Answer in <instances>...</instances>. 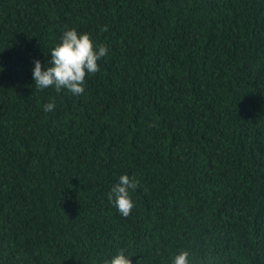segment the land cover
<instances>
[{"label":"trees","instance_id":"trees-1","mask_svg":"<svg viewBox=\"0 0 264 264\" xmlns=\"http://www.w3.org/2000/svg\"><path fill=\"white\" fill-rule=\"evenodd\" d=\"M71 28L100 71L36 90ZM0 66V264H264V0H0Z\"/></svg>","mask_w":264,"mask_h":264},{"label":"clouds","instance_id":"clouds-1","mask_svg":"<svg viewBox=\"0 0 264 264\" xmlns=\"http://www.w3.org/2000/svg\"><path fill=\"white\" fill-rule=\"evenodd\" d=\"M102 30L106 31L107 28ZM50 51L51 60L47 63L50 66L45 67L40 60H33L32 76L36 90L43 91L52 87L59 93L66 89L74 96L85 93L86 77L100 71L98 61L108 54L106 46L95 45L87 33H78L75 28L65 30L60 43ZM0 71H3L2 66ZM54 108V102L44 105L45 112L53 111ZM139 187V180L127 174L121 175L118 183L111 187L107 199L121 217L127 218L132 214L136 205L131 192ZM102 264H132V261L130 256L119 251L111 259L102 261ZM172 264H192L190 253L180 250L172 258Z\"/></svg>","mask_w":264,"mask_h":264}]
</instances>
